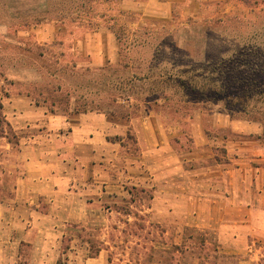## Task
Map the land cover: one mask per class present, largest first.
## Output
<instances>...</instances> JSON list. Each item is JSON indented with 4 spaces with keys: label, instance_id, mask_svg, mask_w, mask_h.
Instances as JSON below:
<instances>
[{
    "label": "crops",
    "instance_id": "obj_1",
    "mask_svg": "<svg viewBox=\"0 0 264 264\" xmlns=\"http://www.w3.org/2000/svg\"><path fill=\"white\" fill-rule=\"evenodd\" d=\"M187 1L122 0L116 9L143 26L173 20ZM7 2L30 16L45 0ZM94 36L79 49L94 66L111 64L116 35ZM4 116L18 141L0 136V264H264L257 142L223 138L219 161L203 125L184 153L163 125H143L135 152L124 151L117 118L81 113L69 124L29 95L6 100Z\"/></svg>",
    "mask_w": 264,
    "mask_h": 264
},
{
    "label": "rangeland",
    "instance_id": "obj_2",
    "mask_svg": "<svg viewBox=\"0 0 264 264\" xmlns=\"http://www.w3.org/2000/svg\"><path fill=\"white\" fill-rule=\"evenodd\" d=\"M38 5L40 7V4ZM116 5L117 3L108 4L106 9L107 11L111 9L110 15L117 17L120 25L126 26L125 42L127 44L125 43L123 48L131 49L133 60L143 58L145 55V59H152L158 53H161L162 58L172 59L176 49L172 46L175 42L174 38L178 39L174 44H178L180 49L186 52L197 51V59L201 60L204 57V63L210 57L213 58L222 50H229L233 46V43L228 44L215 36L207 40L203 34L208 28L218 29L221 33L224 31L236 33L241 30L238 24L241 19L249 22L256 21L257 15L264 10V0H204L203 2L189 0L174 6L173 20H154L139 26L136 24V17L129 16L124 20V16H119ZM39 7L36 6L37 11L40 10ZM23 16L11 11L7 0H0V104L3 105L0 109V136L6 137L14 146L18 140L12 128L7 126L8 120L4 116L6 100L18 95H29L37 106L46 107L49 114L59 118L64 117L69 120V124H74L73 115L78 114L73 111L74 100L70 102L69 107L63 101L53 108L50 97L52 86H60L61 82L65 85L67 82L64 83V81L68 78L76 83L85 73L87 75L85 78L92 79L93 75L87 74V69L115 67L120 64L121 59L118 45V56L111 64L94 66L92 56L79 49L84 47L83 41L91 44L94 31L69 22L64 24L61 21H48L25 27L22 22L25 18ZM216 21L226 23L214 25L213 22ZM106 27L110 25H105L103 28ZM102 39L104 38L100 36L97 41H93L101 45ZM183 54L182 51L175 53L178 59L187 58L182 56ZM94 91L96 90L91 89V94L86 99L92 100L95 97ZM75 95L80 96L78 91ZM44 98H49V102L45 103ZM52 109L54 113H51ZM162 110V112L134 110L133 118L127 123L123 121L126 119H116L119 122V129L123 132L119 137L125 138L126 141L123 143L124 151L127 149L134 151V139L138 137V134L140 135L143 125H149L155 129L157 125H163L165 136H173L174 145L178 149L182 148L181 152L191 151L194 148V139L202 135V126L200 128L199 125H203L207 138L213 141V152L219 161L224 159L225 149L217 143L223 138H241L248 142H257L261 146L260 158L264 168V129L259 123L233 119L223 108L217 106H208L203 110L185 111L175 107ZM126 125L131 127L127 130ZM227 125H237L240 133H233L232 128ZM258 131H262L261 134H256ZM247 144L249 148L252 146L251 143Z\"/></svg>",
    "mask_w": 264,
    "mask_h": 264
},
{
    "label": "trees",
    "instance_id": "obj_3",
    "mask_svg": "<svg viewBox=\"0 0 264 264\" xmlns=\"http://www.w3.org/2000/svg\"><path fill=\"white\" fill-rule=\"evenodd\" d=\"M120 1L45 0L39 12L19 18L25 27L61 21L97 32L110 25L106 28L116 35L120 64L87 69V74L93 75L92 79L85 78V73L76 83L68 78L65 85L62 82L57 87L51 85L53 108L63 101L69 107L74 100L75 113L103 112L114 118L131 120L137 109L162 112V109L172 107L187 111L217 106L233 119L259 123L264 129V10L257 15L256 21L241 19L238 23L241 30L236 33H221L218 29L208 28L203 34L207 40L215 36L228 44L233 43V46L210 57L206 63L204 57L197 59V51L180 49L178 44H174L178 39L174 38L172 46L176 49L171 53L172 59L162 58L158 53L152 59H145V55L133 60L131 49L123 48L127 44L126 26L120 25L117 17L110 15L111 9H106L108 4ZM217 23L226 22H213L214 25ZM180 51L187 58L178 59L175 53ZM91 89L96 90L95 97L89 100L86 98ZM76 91L80 96L75 95ZM44 99L45 103L49 100ZM7 126L11 128L9 122Z\"/></svg>",
    "mask_w": 264,
    "mask_h": 264
}]
</instances>
